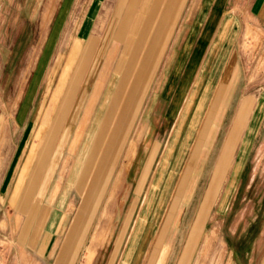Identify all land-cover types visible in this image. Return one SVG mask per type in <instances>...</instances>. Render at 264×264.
Returning <instances> with one entry per match:
<instances>
[{
  "label": "crops",
  "instance_id": "0c3cea01",
  "mask_svg": "<svg viewBox=\"0 0 264 264\" xmlns=\"http://www.w3.org/2000/svg\"><path fill=\"white\" fill-rule=\"evenodd\" d=\"M113 1L105 0L103 23ZM100 2H91L77 36L69 33L67 55L77 39L81 47L55 109L45 120L36 156L29 154L23 178L18 179L31 146L19 141L14 152L11 144L1 149L3 165L8 164L0 182L1 203L7 201L26 215L16 230L11 228L13 239L4 264H96L99 253L110 264L122 249L135 215L120 264L128 263L150 224L142 238L146 246L135 252V264H192L214 207L226 195L222 186L238 174L236 168L261 116L259 109L250 107L252 96L217 88L242 44L237 39L240 32L264 33V0H127L119 23L112 27L115 6L113 18L98 32L96 27L103 25L96 23ZM61 19L56 15L58 26ZM65 33L47 32L35 63L44 93L58 72L55 62L63 45L51 65L50 54ZM166 50L169 58L162 61ZM224 53L226 60L215 66L221 69L211 98L217 108H210L208 85L203 92L201 75L210 67V54L217 60ZM84 77L90 82L88 96L85 90L78 93ZM220 100L226 107L220 108ZM236 101L249 103L231 109ZM158 107L165 111L166 129L155 125L152 139L146 141L143 134L149 130L144 122L151 113L161 120L162 113L155 112ZM229 112L233 113L230 125L217 146ZM15 121L14 133L19 128L25 133L29 126ZM201 146L208 155L216 153V162L205 186L189 188ZM142 150L143 162L136 159ZM222 159L227 167L221 184L205 206ZM69 205L77 207L71 218ZM203 206L204 223L194 239Z\"/></svg>",
  "mask_w": 264,
  "mask_h": 264
},
{
  "label": "rangeland",
  "instance_id": "374dc122",
  "mask_svg": "<svg viewBox=\"0 0 264 264\" xmlns=\"http://www.w3.org/2000/svg\"><path fill=\"white\" fill-rule=\"evenodd\" d=\"M75 1L0 0V170L2 169V172L0 171V182L3 170L8 165H3L4 156H2V152L4 151H2V147L11 144L13 147L11 152H14L19 141L31 146L27 155L29 158L27 162H24L18 177V179L23 178L31 155L36 156L39 142L45 130V124H47L45 120L49 119L48 114L55 109V104L67 82L82 42L77 39L67 55V45L71 39L69 33L72 32L73 37H76L77 33L80 32L81 23L86 20L85 15L93 0H77L76 3ZM117 2L118 0L113 1V6L111 7L113 11L110 9L104 23L102 12L105 0L100 2L101 7L98 11L96 23L99 26L102 23L103 25L96 27L98 32L105 28L111 16L113 18L115 6H117V10L112 21V27L119 23L127 0H122L121 3L118 2L116 5ZM245 7H247V3L243 8L241 7L240 11L242 12ZM56 15L62 18V25H57ZM35 32H42L43 36L38 37ZM47 32L66 33L63 40L62 36L59 37L58 43L56 41L57 44L55 43L54 45L55 52L50 54L49 65L54 61L60 44L63 45V48H60V51L62 50L61 54L55 62V66L59 65L58 72L49 90L44 93V86L41 84V80L38 81L34 66L40 54L41 46L46 40ZM255 33L240 32L242 36H237V39H241L242 44L238 47V52L234 55L232 54L235 58L230 61L224 71V83L219 85L217 90L219 89L225 93L233 91L244 97L252 96L251 98L254 101L250 107L259 109L261 116L258 118L256 127L251 132L247 150L242 157V164L236 168V170L240 169L238 174L233 176V179L224 182L222 186L226 190V195H224L218 206L214 207V211L211 214L212 219L210 222L208 221V232L203 237L192 264H264V33ZM48 39L51 41V38ZM214 56L215 54L209 55L208 64L210 67L201 75L203 77V92H205L208 85L207 95L210 100V108L216 107V102L212 101L211 98H214L212 95L216 91V81L218 82V79L221 78L219 76L221 69H217L215 66H217L218 61L222 64L224 57L226 60L227 53L220 54L217 60ZM168 58L169 53L166 50L162 55V61H166ZM174 60H176V57ZM164 72L165 70L162 71L163 77L165 75ZM205 76H208V80L204 79ZM85 79L84 77L80 81L78 93L80 91L82 93L85 90L86 94L84 96H88L91 87L90 82ZM77 91L78 88L75 91L76 95H78ZM41 100L42 107L40 109ZM218 103L220 108L226 107L227 104L222 100L218 101ZM245 103L249 102L236 101L230 107L235 110L240 107V104L242 106ZM39 109L41 115L38 114L37 120H35L34 114ZM155 112L162 113L161 120L153 119V113L147 115L148 113L146 112L148 119L146 118L144 125L146 130H149V133L146 131L143 134V139L146 141L152 139L151 133L156 131L155 125H157L158 129V125L163 124L162 128L166 129L167 121L163 118L164 109L162 107L159 109L158 107ZM231 114L233 115V113L229 112L224 118L225 128L220 134L217 146H221L223 143L232 119ZM15 118H17L20 125L27 124L29 126L25 133L21 128L14 133L18 126ZM140 143L142 144L141 140ZM204 151L205 153L202 154ZM207 152V149L202 150V146L198 148L197 160L188 184L189 188L206 185L207 176L211 175L216 162V153L213 157L212 154L208 155ZM142 156H144L143 150L140 154L137 152L136 159L143 162L144 157L142 158ZM7 161H9V156ZM220 163H223V166L219 170L217 168L208 193V197H210L208 203H204L205 206L211 203L212 192L221 184L222 176L226 170V159H222ZM138 167L139 165H134V170L138 169ZM133 173L131 172L129 176ZM1 202L0 197V264H4V258L9 253L10 243L13 239L11 228H13V231L16 230V226L25 220L26 215L10 206L9 202ZM66 210L70 213L71 218L72 212H76L77 207L69 205ZM204 212L203 206L200 218L196 222L198 224L193 229L192 238L194 239L199 237L202 230ZM136 217L137 215L133 217L130 223L122 249L116 253L115 259L110 264H120L121 253L129 240ZM8 222H10V225ZM151 226L150 224L146 230L144 229L145 232H143L142 238L147 236ZM142 238L132 253L135 254L136 250L138 252V249L146 246V244L144 246L142 243ZM234 252L236 253L235 259L233 258ZM224 253L225 256L223 258ZM131 254L126 264H135L133 260L137 253L135 256L133 255V258ZM105 259H103L102 253H99L96 264H108L109 262Z\"/></svg>",
  "mask_w": 264,
  "mask_h": 264
},
{
  "label": "bare ground",
  "instance_id": "6f19581e",
  "mask_svg": "<svg viewBox=\"0 0 264 264\" xmlns=\"http://www.w3.org/2000/svg\"><path fill=\"white\" fill-rule=\"evenodd\" d=\"M1 141V140H0ZM152 201V200H151Z\"/></svg>",
  "mask_w": 264,
  "mask_h": 264
}]
</instances>
